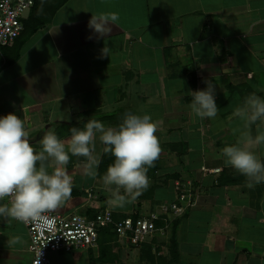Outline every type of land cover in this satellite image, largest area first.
Listing matches in <instances>:
<instances>
[{
	"label": "crops",
	"instance_id": "crops-1",
	"mask_svg": "<svg viewBox=\"0 0 264 264\" xmlns=\"http://www.w3.org/2000/svg\"><path fill=\"white\" fill-rule=\"evenodd\" d=\"M112 13L119 19L106 22L109 32L89 25ZM14 53L8 49L6 59ZM206 81L218 113L202 120L191 111L190 91ZM253 93L264 99V0H66L15 61L0 63V116H20L39 152L46 132L67 141L90 119L115 127L128 112L148 114L162 151L148 189L123 208H113L102 183L112 155H102L95 178L84 174V157L70 155L72 197L52 211L146 216L177 201L179 181L191 182L194 198L180 215L168 214L165 233L139 245L102 233L93 247L49 252L50 264H264V183L248 188L221 151L238 139L235 110ZM258 129L264 121L251 126L253 136ZM257 154L264 163V146ZM15 236L22 242L10 245ZM30 261L24 224L0 217V264Z\"/></svg>",
	"mask_w": 264,
	"mask_h": 264
},
{
	"label": "clouds",
	"instance_id": "clouds-1",
	"mask_svg": "<svg viewBox=\"0 0 264 264\" xmlns=\"http://www.w3.org/2000/svg\"><path fill=\"white\" fill-rule=\"evenodd\" d=\"M117 13L103 22L94 19L89 25L100 35L110 31L106 22L115 23ZM107 55V50H102ZM206 88L190 91L192 113L200 119H214L218 113L215 87L206 81ZM235 116L243 129L235 143L222 148L224 163L246 178V186L254 188L264 183V163L257 150L264 146V131L252 135L251 126L264 121V99L256 94L245 98ZM158 125L150 115L128 112L118 126H106L97 119L88 120L83 128H71L67 141L54 131L41 138L37 152L29 141V133L20 116L7 113L0 116V217L24 224L43 220L44 214L60 208L72 197V178L66 171L70 155L84 157L83 172L95 178L102 155L111 154L102 183L111 195L113 208H123L135 201L150 186L148 171L161 154ZM97 140L102 145L97 151ZM52 168L50 172L48 169ZM22 242L20 236L10 245Z\"/></svg>",
	"mask_w": 264,
	"mask_h": 264
},
{
	"label": "built area",
	"instance_id": "built-area-1",
	"mask_svg": "<svg viewBox=\"0 0 264 264\" xmlns=\"http://www.w3.org/2000/svg\"><path fill=\"white\" fill-rule=\"evenodd\" d=\"M32 5L33 0H0V50L11 46L18 37L23 28L21 19ZM175 186L177 201L161 204L158 211L150 212L146 216L114 219L111 210L104 208L87 218L78 213L51 210L44 214L40 222L23 223L28 235L30 264H50L49 252H68L93 247L97 243L99 229L107 226H111L119 238L134 246L156 233H165L169 226L168 214L180 215L185 206L193 203L190 181L175 182Z\"/></svg>",
	"mask_w": 264,
	"mask_h": 264
},
{
	"label": "trees",
	"instance_id": "trees-1",
	"mask_svg": "<svg viewBox=\"0 0 264 264\" xmlns=\"http://www.w3.org/2000/svg\"><path fill=\"white\" fill-rule=\"evenodd\" d=\"M66 0H33V5L29 9L25 18L21 19L22 22V31L15 38L13 44L10 47H5L0 50V58L3 59L2 62L4 65L12 63L19 56L20 47L26 42V40L40 27H42L46 21L52 16L53 12L60 7ZM15 49V53L12 57L6 59V51L10 48ZM97 212V211H96ZM95 213V212H94ZM87 214L86 217L90 218L93 214ZM114 216V215H113ZM135 218V216H131ZM114 219H117L114 217ZM114 232L111 226H107L99 229L98 238L102 233ZM97 238V241H98Z\"/></svg>",
	"mask_w": 264,
	"mask_h": 264
},
{
	"label": "rangeland",
	"instance_id": "rangeland-1",
	"mask_svg": "<svg viewBox=\"0 0 264 264\" xmlns=\"http://www.w3.org/2000/svg\"><path fill=\"white\" fill-rule=\"evenodd\" d=\"M165 192H166L165 190L162 191L163 194H164ZM163 194H162V195H163ZM134 206H137V204H134ZM143 208H144V207H143ZM125 209H127V208H125ZM128 209H130V208H128ZM144 210H145V209H144ZM129 211H131V210H129Z\"/></svg>",
	"mask_w": 264,
	"mask_h": 264
}]
</instances>
